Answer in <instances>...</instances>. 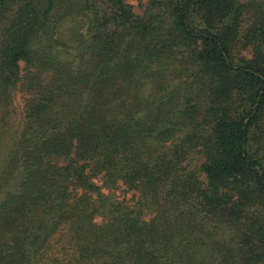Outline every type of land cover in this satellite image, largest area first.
Returning <instances> with one entry per match:
<instances>
[{
  "label": "trees",
  "instance_id": "trees-1",
  "mask_svg": "<svg viewBox=\"0 0 264 264\" xmlns=\"http://www.w3.org/2000/svg\"><path fill=\"white\" fill-rule=\"evenodd\" d=\"M17 91L0 264L65 226L83 264H264V0H0L4 126Z\"/></svg>",
  "mask_w": 264,
  "mask_h": 264
},
{
  "label": "rangeland",
  "instance_id": "rangeland-1",
  "mask_svg": "<svg viewBox=\"0 0 264 264\" xmlns=\"http://www.w3.org/2000/svg\"><path fill=\"white\" fill-rule=\"evenodd\" d=\"M149 0H127L129 4L132 5L133 10L139 14L143 15L145 8ZM75 24L74 17H68L64 20L63 24L55 29V31H60L59 35L63 38L68 39L70 30ZM198 20V25H199ZM58 37V34H57ZM244 54V51H243ZM247 56H251V51H246ZM23 64V63H22ZM25 110V95L17 91L14 95L13 100V115L7 117L9 124L4 126L0 122V143L5 142L6 131L14 132L19 131L23 124ZM6 144V143H5ZM203 159L199 155H194L192 157V166L197 167L202 163ZM2 166V165H1ZM2 171H0L1 173ZM106 194H110L117 200L125 201L131 205L137 203L139 198V193L135 190H129L125 185L120 184L116 189H104ZM147 219L151 217L150 214L145 215ZM96 221L101 223L103 221L102 217L98 216ZM42 263L43 264H83L79 263L76 256V251L72 246V240L68 228L62 227L59 232H57L52 240H50L48 246L42 252Z\"/></svg>",
  "mask_w": 264,
  "mask_h": 264
}]
</instances>
